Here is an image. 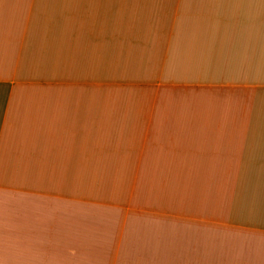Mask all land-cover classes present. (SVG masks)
<instances>
[{
    "label": "crops",
    "instance_id": "obj_1",
    "mask_svg": "<svg viewBox=\"0 0 264 264\" xmlns=\"http://www.w3.org/2000/svg\"><path fill=\"white\" fill-rule=\"evenodd\" d=\"M0 264H264V0H0Z\"/></svg>",
    "mask_w": 264,
    "mask_h": 264
}]
</instances>
